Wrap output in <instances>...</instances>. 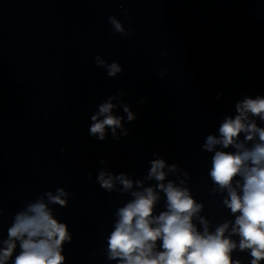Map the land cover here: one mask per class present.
Instances as JSON below:
<instances>
[{
  "label": "clouds",
  "instance_id": "clouds-1",
  "mask_svg": "<svg viewBox=\"0 0 264 264\" xmlns=\"http://www.w3.org/2000/svg\"><path fill=\"white\" fill-rule=\"evenodd\" d=\"M108 20L115 32L132 34L115 16ZM94 64L110 78L123 72L119 62L109 63L100 55ZM124 95L117 91L97 105L90 116V136L105 141L109 133L114 140L129 135L125 124L137 116L120 99ZM146 102L147 97L140 100ZM234 107L235 114L226 115L218 134H208L202 145L203 151L212 153L208 170L211 192L222 197L233 219L213 226L202 215L204 203L188 187L189 173L158 153L152 154L155 158L142 179L102 167L96 175L99 186L108 193L131 197L114 213L116 219L106 237L107 260L116 264H243L234 253L246 252L249 264H264V127L258 124L264 122V95L244 96ZM117 109L125 115L117 114ZM60 151L63 154L66 149ZM100 163L108 161L101 159ZM170 174L176 180L168 179ZM87 175L91 180L92 173ZM152 181L155 183H146ZM161 194L164 209L157 213ZM70 195L63 187L48 190L16 212L6 238L0 237V264H66L64 246L72 242L73 235L52 206L67 207ZM2 214L0 210V217Z\"/></svg>",
  "mask_w": 264,
  "mask_h": 264
}]
</instances>
